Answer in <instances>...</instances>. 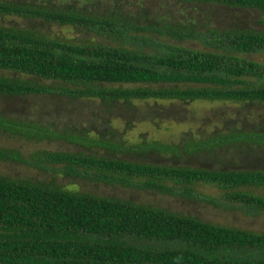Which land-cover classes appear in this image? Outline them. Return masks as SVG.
<instances>
[{
    "label": "trees",
    "instance_id": "16d2710c",
    "mask_svg": "<svg viewBox=\"0 0 264 264\" xmlns=\"http://www.w3.org/2000/svg\"><path fill=\"white\" fill-rule=\"evenodd\" d=\"M164 1L264 14V0ZM109 6L0 0V19L19 18L26 25L0 23V71L8 73L0 75V96L100 100L112 114L120 103L146 100L264 104V64L243 57L264 52V31L230 25L206 29L199 26L200 18L195 21L181 11L180 21L165 13L142 24L141 15L132 10ZM39 22L81 29L109 42L54 38L36 28ZM163 38L198 40L214 50L178 46ZM84 132L65 121L0 114V133L13 139L35 144L65 140L82 148H43L28 155L0 146V161L52 174L40 181L0 175V264H264V233L65 189L55 180L62 175L187 198H200L194 186L209 184L224 191L235 210L258 216L264 214V194L249 188L264 189V169L248 170L242 162L264 157V132L232 127L205 139L189 134L176 144L135 143L106 128ZM159 155L170 157L173 164L150 161ZM184 158L212 160L219 167H191L187 160L178 166L175 159Z\"/></svg>",
    "mask_w": 264,
    "mask_h": 264
},
{
    "label": "rangeland",
    "instance_id": "374dc122",
    "mask_svg": "<svg viewBox=\"0 0 264 264\" xmlns=\"http://www.w3.org/2000/svg\"><path fill=\"white\" fill-rule=\"evenodd\" d=\"M12 1V0H8ZM23 2L24 0H18ZM57 4L67 1L76 5H89L95 8L96 5L115 6L120 4L125 10H132L134 15H141V23L148 20H159L161 14L169 13L173 19L185 12V17L198 21L199 26L239 28L246 31H264V14L254 10L234 9L217 5L206 6H173L164 0H53ZM45 3L46 0H38ZM173 2V1H172ZM95 6V7H94ZM109 6V7H110ZM174 7V9H171ZM184 7V8H183ZM176 8V10H175ZM181 11V12H180ZM140 17V16H139ZM145 17L146 20H145ZM175 19V18H174ZM0 23L26 26L19 18H1ZM196 29L201 30L200 27ZM40 31L72 43L90 44L92 42H109L106 37L96 34H89L84 30H74L68 27H61L56 24L36 23ZM207 29V28H206ZM144 33V32H142ZM165 42L174 45L196 48L200 50H214L200 41H174L163 38ZM113 44H115L113 42ZM250 61L264 64V52L243 55ZM8 74L0 71V75ZM107 104L100 100L88 101L83 99H72L59 95H29L23 97L0 96V114L11 118H23L40 120L47 123L66 122L78 132L93 129H107L122 134L133 142H150L153 140L164 143H178L184 136L195 135L204 138L212 132L225 131L232 127H245L246 129H258L264 132V104L258 102L233 103L230 101H196V102H167L137 101L134 105L127 102L118 104L119 110L114 114L109 113ZM115 113L116 111H120ZM113 112V109H111ZM82 133V134H83ZM0 146L18 149L30 154L37 149H48L52 151H76L82 150L67 143L65 140L56 142H43L35 144L28 141H19L9 135L0 133ZM90 151H88L89 153ZM101 153H104L101 151ZM118 155H122L119 153ZM234 155V154H233ZM123 158H130L123 155ZM225 157V155H223ZM234 157H238L234 155ZM233 158V157H232ZM227 162L230 156L227 155ZM178 166H184L187 160L191 167H212V160L204 158L175 159ZM150 161L157 164H173L170 157L159 155L150 158ZM242 166L248 170L264 169V157L248 159L242 162ZM227 165V163H226ZM213 167H219L217 165ZM236 170L241 167L234 166ZM0 175L14 179H31L34 181L47 180L52 178L51 173H43L36 167L30 165L16 164L0 161ZM54 178V177H53ZM56 182L62 188L78 190L96 196L115 197L130 200L137 204H145L166 211L196 217L202 221L226 226L241 228L258 233H264V214L258 216L248 215L241 210H235L233 203L224 198V191L209 185L197 184L194 186L196 195L200 198H187L179 195L162 194L140 189L123 188L120 186H109L103 183H94L82 178H71L68 176L56 175ZM256 194H264V189L249 188ZM206 198L213 200L207 201ZM231 206L232 208H227Z\"/></svg>",
    "mask_w": 264,
    "mask_h": 264
}]
</instances>
